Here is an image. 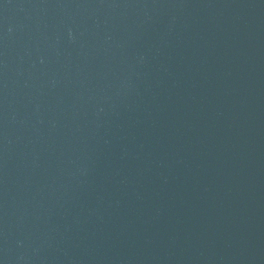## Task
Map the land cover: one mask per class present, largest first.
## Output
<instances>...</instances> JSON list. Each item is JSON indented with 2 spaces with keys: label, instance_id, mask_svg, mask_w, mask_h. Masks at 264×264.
I'll use <instances>...</instances> for the list:
<instances>
[{
  "label": "water",
  "instance_id": "95a60500",
  "mask_svg": "<svg viewBox=\"0 0 264 264\" xmlns=\"http://www.w3.org/2000/svg\"><path fill=\"white\" fill-rule=\"evenodd\" d=\"M0 264H264V0H0Z\"/></svg>",
  "mask_w": 264,
  "mask_h": 264
}]
</instances>
